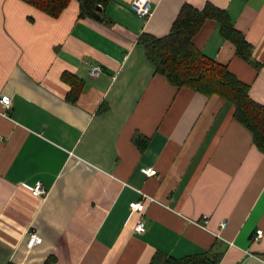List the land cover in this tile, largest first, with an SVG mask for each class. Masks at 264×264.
<instances>
[{
    "label": "crops",
    "instance_id": "0c3cea01",
    "mask_svg": "<svg viewBox=\"0 0 264 264\" xmlns=\"http://www.w3.org/2000/svg\"><path fill=\"white\" fill-rule=\"evenodd\" d=\"M151 2L144 18L131 0H108L99 20L81 16L78 0L59 17L0 0V98L12 103L0 101V264H149L206 252L214 264H264V234L253 238L264 229V152L233 103L174 86L139 42L168 34L186 3L225 10L251 59L215 19L193 43L264 105V0ZM93 64L104 68L97 77ZM37 183L46 197L32 193ZM140 200L145 211H133ZM29 231L43 238L31 248Z\"/></svg>",
    "mask_w": 264,
    "mask_h": 264
},
{
    "label": "trees",
    "instance_id": "16d2710c",
    "mask_svg": "<svg viewBox=\"0 0 264 264\" xmlns=\"http://www.w3.org/2000/svg\"><path fill=\"white\" fill-rule=\"evenodd\" d=\"M43 12L59 17L71 0H24ZM81 16H94L99 5L105 6L108 0H78ZM215 19L219 22L222 33L237 47L238 53L245 59L252 57L251 45L245 36L233 24L225 10L207 3L202 9L186 3L174 21L170 32L158 37L143 33L139 39L146 48L150 61L156 71L164 75L174 86L188 87L206 96L218 95L235 105V118L245 125L253 135L256 146L264 152V105L250 96L249 84L241 81L230 71L227 65L217 62L198 49L194 36L204 22ZM264 65V61L259 63ZM65 77V75H64ZM82 82H74L72 99H76L82 90ZM136 143L143 149L147 139L139 135ZM214 254L189 255L183 258L158 257L149 264H214ZM14 264V263H10ZM44 264H54V258H48Z\"/></svg>",
    "mask_w": 264,
    "mask_h": 264
},
{
    "label": "built area",
    "instance_id": "2783aa9c",
    "mask_svg": "<svg viewBox=\"0 0 264 264\" xmlns=\"http://www.w3.org/2000/svg\"><path fill=\"white\" fill-rule=\"evenodd\" d=\"M131 6L134 9V11L140 15L141 17L144 18H149L152 13H153V6L151 0H131ZM104 68L101 65L98 64H93L91 65L89 69V75L92 77H97L103 72ZM1 103L4 105L5 108L10 109L11 108V98L8 95H3L0 98ZM4 115H6L5 112H3ZM142 172L147 175H157L158 171L155 167H143ZM32 193L36 196L40 197H46L48 194V190L41 184L37 183L33 188H32ZM145 198L150 200V201H156V199L150 195L145 194ZM130 208L133 211H139V212H144L145 211V204L142 200L140 201H132L130 203ZM207 219V216H205V222ZM199 225H202L204 227L205 223L197 222ZM220 226L222 229H224L227 226V221H222L220 223ZM137 232H144L146 230L145 227V222L143 219H140L139 222L137 223L135 227ZM264 234V229L260 228L256 231V234L254 235V241H259ZM27 246L28 247H33L38 243H41L43 238L40 236L36 231H29L27 234ZM232 244V242L230 243ZM256 256V255H255ZM258 257V256H256Z\"/></svg>",
    "mask_w": 264,
    "mask_h": 264
},
{
    "label": "water",
    "instance_id": "95a60500",
    "mask_svg": "<svg viewBox=\"0 0 264 264\" xmlns=\"http://www.w3.org/2000/svg\"><path fill=\"white\" fill-rule=\"evenodd\" d=\"M102 11V6L101 5H99L98 7H97V9L94 11V13H93V15H94V17L96 18V19H101L102 18V16H101V14H100V12Z\"/></svg>",
    "mask_w": 264,
    "mask_h": 264
}]
</instances>
